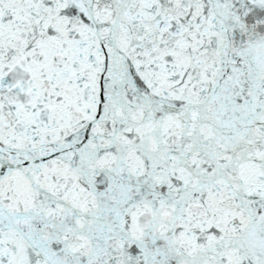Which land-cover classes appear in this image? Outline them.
Returning <instances> with one entry per match:
<instances>
[{"label":"snow or ice","instance_id":"snow-or-ice-1","mask_svg":"<svg viewBox=\"0 0 264 264\" xmlns=\"http://www.w3.org/2000/svg\"><path fill=\"white\" fill-rule=\"evenodd\" d=\"M0 264H264V0H0Z\"/></svg>","mask_w":264,"mask_h":264}]
</instances>
